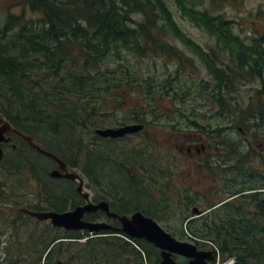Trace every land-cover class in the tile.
I'll list each match as a JSON object with an SVG mask.
<instances>
[{
	"label": "trees",
	"instance_id": "16d2710c",
	"mask_svg": "<svg viewBox=\"0 0 264 264\" xmlns=\"http://www.w3.org/2000/svg\"><path fill=\"white\" fill-rule=\"evenodd\" d=\"M173 1L179 11L193 21H197L193 18L198 15L209 34L228 36L226 44L233 54L231 56L238 60L240 68L246 69V73L253 79H260L258 77L264 75L263 38H255L248 45L234 35L230 22L222 15H213L208 10L195 8L189 5L191 0ZM25 3L37 14L36 18L9 13L0 27V118H5L14 128L32 136L44 149L56 154L67 164L78 165L91 184L104 187L106 197H110L105 199L109 201L112 211L118 214L140 211L156 219L158 213L175 211L177 205L183 206L182 201H170L169 197L163 201L155 200L159 196L154 193V186L150 190V180L142 170L143 159L146 157L143 149L137 148L128 153L113 145L118 141L93 136L86 143L81 137V132L93 134L94 129L105 125V115L112 111L109 109V94L113 96L111 90L131 85L128 79L136 75L127 66L128 54L141 58L149 54H168L178 62V75L183 71V58L170 39L176 37L194 51H201L199 46L183 37L184 34L174 20L170 0H25ZM113 61L115 65L112 67L110 62ZM227 74L226 86L229 88L231 80L230 74ZM169 86L171 101L181 103L192 97L188 92L189 88L181 82L177 86L169 83ZM263 87L256 90V95H261V100L256 102L252 98V104L237 106V110L240 115L260 123L259 128L263 127L260 141L264 142ZM152 94L148 93L151 97ZM218 103L221 107H230L224 100ZM141 107L145 109L143 105ZM138 108L140 107L137 110ZM135 113L131 116L132 121L144 123L145 113H140V109ZM248 120L245 118L241 122L242 126H252L251 123L247 124ZM12 137L0 164V201L7 198L6 189L18 188L12 184L18 181L20 187L22 183L27 184L18 175L35 179L40 186L39 181L45 175V167L36 168L34 151L18 136ZM12 145H15L14 149ZM156 155L158 152L152 155L148 153L150 167L147 173L152 172L159 164ZM126 165L136 170L133 175L128 174ZM157 190L166 194L165 187ZM70 193V189L65 191L63 198L68 196L71 199ZM39 194L42 196L41 202H28L25 207L45 210V203L50 200L44 187H40ZM196 203L188 198L184 202L182 215L184 220H188L186 228L197 245H202L198 240L210 241L219 251L222 260L235 258L240 264H258V261L263 263V199L258 202L260 214L257 228L248 227L244 224L245 221H240L236 216L227 218L219 209L213 212L214 218L202 215L189 219ZM212 205L201 207L207 209ZM0 218H3L5 227H31L29 224L31 225L32 219L20 212L12 216L1 211ZM208 219H213L212 223L209 224ZM87 220H97V215H87ZM38 225L37 222L34 227ZM43 227L47 230L31 235L36 238L32 258L38 261L50 245L42 237H51L52 241L58 236L78 237L77 234H59L49 224H44ZM119 241L86 243L77 247L74 253H81L89 264L102 258L108 259L106 264H113L109 260L116 259L124 260L125 264H143L142 252L147 260L154 259L158 262L159 253L151 245L135 240L140 248L138 251L130 242L122 244ZM62 245L55 246L50 255L61 251Z\"/></svg>",
	"mask_w": 264,
	"mask_h": 264
},
{
	"label": "rangeland",
	"instance_id": "374dc122",
	"mask_svg": "<svg viewBox=\"0 0 264 264\" xmlns=\"http://www.w3.org/2000/svg\"><path fill=\"white\" fill-rule=\"evenodd\" d=\"M191 1L192 2L189 1V5L195 8L208 10V12L213 15H222L225 20L230 22L234 35L238 36L244 43L249 45L255 38L264 39V0ZM185 6L186 9H188V5L185 4ZM170 8L179 30L184 34L183 37L188 38L199 46L201 51H194L190 46L176 37L170 39L172 45L179 50L183 58L184 69L178 75H176V70L178 69L176 63L168 54L162 56L149 54L145 58H141L134 54H128L127 66L135 72L136 76L129 77L128 81L131 83L130 86L126 88L123 87L119 90H111L113 96L109 94V97H111L109 109L112 111L105 115V125L103 127H117L127 124V122H133L131 116L136 114L135 112H138L139 109L140 113L144 112V124H146L145 131L138 136L128 137L113 145L119 150H124L128 153L134 149L141 148L146 156L148 153L152 155V153L158 152V155L155 157L159 158L157 160L159 164L156 165L154 170L156 173L163 171L169 175L165 176L166 174L160 173L157 176L159 184H163L165 187L166 194H162V196L160 195L159 197L154 196L155 200L163 201V199L169 197L170 201L179 202L181 199L185 198V192L189 193V191H191L195 199H197L198 192L196 191H201L202 188L206 187L204 178L197 176L196 171L191 172L189 175L188 169L190 159L183 153L180 154V148L185 145L186 141H189L188 136L196 130L192 122L196 121L199 124L211 125L213 128L219 127L225 122V117L223 118L220 116L221 107L217 105L218 102L216 100L225 101V97H228L232 102L235 99L242 105L249 102L251 98H254L257 102L261 100V95H256V90L262 87L264 78L263 80H256L249 74L252 79L251 81L249 78L242 77L241 80H236L238 82L234 86L235 92H228L227 90L224 91L219 88V83L221 82L219 76L221 75L227 78L224 73H220L221 70L224 69L222 65H226V62L231 63L232 60L228 49L229 46L226 44L229 41V37L222 34H209L203 27L204 24L200 21L198 15L193 18H196L197 21H193L191 17L179 11L178 6L173 0H170ZM7 13L16 15L23 14L26 18L32 19L37 17V14L29 9L25 0H0V27L3 26L9 16ZM230 46L237 48L233 44H230ZM114 65V61L110 62V66L113 67ZM193 72L195 82L191 81L190 74ZM232 78L231 76L230 79ZM168 82L172 86H177L179 82L185 84L186 87L189 88L188 92L192 94V97L190 99H185L181 103H176L175 100H169L171 89ZM193 83L199 85L201 88L194 90L192 88ZM262 91V94H264V87ZM149 92L153 93L152 97L148 95ZM212 93L213 95H211ZM205 95L211 104L205 99ZM250 104L252 103L247 105ZM142 105L145 109L141 107ZM240 105H230V107H227V110H225V112H227L228 124L234 126L229 130L228 136L230 141H228V143L231 142L233 146L239 148V151L242 150L241 156L238 157L241 160H243L242 157L245 156V152L248 153L243 149L248 146L249 143H253L252 147L256 152V158H254V166L257 169L256 178H258L261 184L264 183V142L260 141L259 131H261L263 127L258 128L260 123L256 122L255 127H251L250 131L245 132V129V131H239L238 125L247 117L240 115L237 110V106ZM137 107L140 108L137 110ZM102 114L103 112L100 113V115ZM239 116H241V118H239ZM93 136L92 133H87L85 131L81 132V137L86 143L90 142ZM253 136H256V142H252ZM101 144L107 145V143ZM231 154L233 153L228 149V155ZM44 159L45 158H42V156L33 154L36 168L38 166H40V168L46 166L48 167L46 169L47 171L53 170L52 163ZM71 159H73V157ZM70 166L74 168V170H72L73 172L81 174L80 169L77 167L78 165ZM48 174L49 172L42 176V180L39 181L41 186L45 189L46 196L53 202L59 203L61 206L65 205L64 208H70L72 206L71 202L68 201V196L63 198V193L70 189L71 196H75L72 193V184L61 180L54 181ZM24 175L26 176V174ZM18 176L25 182L27 181V184L23 185L22 183L21 187L19 181L12 184L17 185L18 188L14 190L6 189L5 194H8V196L4 199L5 201H0V212H8L11 213L12 216L17 215L19 208H27L25 207L26 203H39L41 200L37 201V198L41 195L38 194L39 183L32 178L29 179L22 175ZM235 180L239 181L238 177ZM229 183L231 182L228 181V187L235 186L234 182H232V185ZM149 187L151 190L152 186L149 185ZM103 188L102 186L91 184L89 180L85 178V191L89 192L92 199L110 198L106 197L107 194ZM260 199L264 200V195L260 194L259 200ZM74 200L77 201L78 198L75 197ZM185 201L186 200H182L184 207ZM206 203L207 202L201 201L196 203V205L201 208V206L206 205ZM232 205L235 207L243 206L249 209L252 208L248 202L237 203L232 201L229 202L227 206L228 211L231 210ZM183 206L177 205V210L175 211L158 213L156 219L161 227L172 233L177 239L190 241L187 237L188 230L184 226L185 220L182 215ZM250 217L253 216L251 215ZM208 221L210 224L211 220L208 219ZM215 222H217V220ZM30 223L31 225L29 224V226H34L37 222L33 221ZM0 226H2L0 227L1 232L5 227L3 218H0ZM39 226L43 227L44 224H40ZM183 233L186 236H183ZM121 243L124 244L127 243V241L122 240ZM206 249L207 248H205V250ZM142 254L144 253L142 252ZM107 260L108 259L103 258L102 260H95L91 264H106ZM262 262V264H264V259ZM222 263L221 260L218 262V264ZM257 263L260 264L259 261ZM77 264H80V262ZM83 264L87 263L83 261Z\"/></svg>",
	"mask_w": 264,
	"mask_h": 264
},
{
	"label": "flooded vegetation",
	"instance_id": "af4514ba",
	"mask_svg": "<svg viewBox=\"0 0 264 264\" xmlns=\"http://www.w3.org/2000/svg\"><path fill=\"white\" fill-rule=\"evenodd\" d=\"M237 62L231 60V65L228 69V62L226 65H222L225 70L232 73L236 72L235 64ZM227 78L223 77L221 79L220 86L225 87ZM225 117V122L219 127L213 128L211 125H201L196 121L192 122V125L196 129L195 132L189 135V141L185 142V145L180 148V152L186 154L190 159L189 162V175L191 172L196 171L197 176L203 177L205 180L206 187L202 188L197 194V201H204L209 203H225L229 202H248L251 209L247 207H239V211L246 213V215H253L256 213L254 208V203L259 199L261 194L260 183L257 177V169L254 166L256 158V152L253 147H245V156L242 159L247 161L244 164V169H241L243 164L241 159L231 155H228L227 138L229 130L234 126L228 124L227 114L223 113L220 115ZM193 128V127H192ZM242 131L241 128H238ZM242 150L239 151L237 148V154H241ZM241 156V155H240ZM244 163V162H243ZM249 170V171H248ZM230 177V178H229ZM238 177V180H235ZM230 180H229V179ZM234 179V180H233ZM57 180L67 181L66 179L60 178ZM228 181L235 183L234 187H228ZM73 186L76 182L72 181ZM264 185V184H263ZM264 195V190L262 191ZM8 233H2L0 236V248L3 250L2 261L12 264H41L35 258H13L7 260V249L4 245L10 244V248L16 249L14 245L16 241H21L17 246L22 245V241H27L30 243L31 236L30 231H38L35 228H8ZM31 231V232H32ZM9 233H12L10 235ZM97 238L107 237L110 239L120 238L123 239L120 229L117 228L115 231L96 236ZM96 237H91L89 239H96ZM30 249V247H25V250ZM15 252V250H13ZM30 253V252H27ZM58 261H62L63 264H73L78 262L76 259H52L46 258L42 264H57ZM110 261V260H109ZM108 261H106L107 263Z\"/></svg>",
	"mask_w": 264,
	"mask_h": 264
},
{
	"label": "water",
	"instance_id": "95a60500",
	"mask_svg": "<svg viewBox=\"0 0 264 264\" xmlns=\"http://www.w3.org/2000/svg\"><path fill=\"white\" fill-rule=\"evenodd\" d=\"M142 130V124H130L119 128L97 129L95 134L103 138L117 139L124 137L127 134L138 133ZM7 133L19 136L38 153L55 161V163L58 164L59 169L51 171V177H64L71 180L78 179L79 185L77 187V192H79L86 201L84 206H78L73 210L66 212H30L26 210V213L40 221L50 220L54 227H63L67 230L83 229L88 230L89 232H98L103 229H109L111 226L106 223L88 222L83 218L86 213H92L100 210L108 217L118 219L121 223L123 233L128 235L130 238H143L152 243L155 247L159 248L161 250L162 257L160 264H208V260L214 259L212 251H200L190 242L175 239L169 233L165 232L152 218L145 216L141 212L136 211L130 216H120L111 212L108 203L105 201H100L97 204L90 203L89 194L83 193V180L74 173L66 172L65 174H61L60 170H65L66 164L60 158L36 145L33 142L32 137L14 129L9 122L0 119V145L2 143L9 142L10 138L6 137ZM3 156L4 150L0 146V162L3 159ZM192 213L198 214L199 210L194 208ZM174 254L183 256L189 259V261L187 263H178L172 258Z\"/></svg>",
	"mask_w": 264,
	"mask_h": 264
},
{
	"label": "bare ground",
	"instance_id": "6f19581e",
	"mask_svg": "<svg viewBox=\"0 0 264 264\" xmlns=\"http://www.w3.org/2000/svg\"><path fill=\"white\" fill-rule=\"evenodd\" d=\"M264 86V84H262V87ZM52 171V170H51ZM50 172V171H49ZM49 175V177L51 178V176H50V174H48ZM59 184V183H58ZM61 188V187H60Z\"/></svg>",
	"mask_w": 264,
	"mask_h": 264
}]
</instances>
